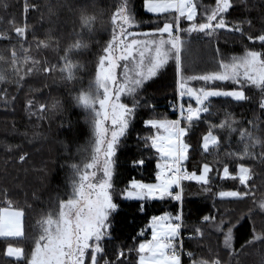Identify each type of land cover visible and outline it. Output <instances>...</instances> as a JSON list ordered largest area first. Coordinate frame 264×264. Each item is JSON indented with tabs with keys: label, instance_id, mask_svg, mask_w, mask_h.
<instances>
[{
	"label": "snow or ice",
	"instance_id": "1",
	"mask_svg": "<svg viewBox=\"0 0 264 264\" xmlns=\"http://www.w3.org/2000/svg\"><path fill=\"white\" fill-rule=\"evenodd\" d=\"M10 6L9 0H0L3 10L7 11ZM142 6L153 18L147 21L138 19L135 0H119L114 12L98 8L95 0H82L76 9L80 31L73 30L71 42L64 48L60 47L59 39L53 38V29H49V34L40 39L35 30L29 27L27 13L35 9L36 5H29L28 0L23 6V26H18L12 19L8 21L7 28L0 29V41L11 44L15 36L19 44V48L13 45L5 50L9 55L0 54V84L15 83L19 89L26 77H41L45 80L53 77L55 83L58 74L60 83L73 87L75 95H72V100L85 110L84 122L91 129L90 139L78 149V153L84 154L81 162L69 166L70 191L66 198L57 196L55 202L50 201V204L58 205L55 215L51 211L41 214L37 221L40 231L34 238V248L25 264H131L132 253L138 257L137 264H183L185 256L190 264H223V258L212 248L207 250V259H197L202 253L185 250L182 211L174 217L168 214L152 216L150 241L131 247L126 244L113 245V249L108 250L107 244L112 240V216L119 209L113 195L118 177V153L139 113L144 109L155 111L149 93L153 90L154 99L155 93L167 86L163 83V77L171 62L179 100L171 107L179 113V118H147L142 121L144 127L155 129L156 133L137 137L145 149H155L160 154L163 163L156 165L157 182L146 183L130 178L127 186L117 195L128 200L163 201L170 198L182 202L183 181H196L205 186V192L212 191L210 174L214 169L209 163H202L199 174L187 171L184 166L193 148L188 141L194 127L201 121L202 114H216L213 112V98L237 104L248 103L252 100L248 92L256 89L260 96L258 108L264 111V50L246 48L241 56L224 58L219 47L221 34L227 33L239 35L253 43L258 42L264 49V0H215L214 6H204L202 12H199L196 0H143ZM198 12L201 22H197ZM3 19L0 17V23ZM181 19L189 22L187 28L180 26ZM146 24L150 27L143 30ZM257 24L260 28L255 34H250ZM97 32L107 33V36L103 43L98 39L94 41L99 48L92 53V41ZM181 33L188 36L196 33L209 43L215 42L214 51L221 56L217 60L218 70L188 74L189 70L182 59L186 41ZM30 34L37 53L52 50L64 54L57 57L56 63L44 57L36 58L24 47ZM85 53L94 56L91 61L94 73L86 85L83 84V77L77 76L78 72H86V65L74 60V56ZM194 81L212 86H190V82ZM217 82L230 86L220 87ZM77 84L81 87L77 88ZM186 96L195 101V107L191 103L185 107L183 100ZM0 100L8 104L9 100L15 101L16 97H9L5 88L0 89ZM61 107L59 99H55L51 105L46 102L37 105L32 100L25 104L28 115L38 120H43L48 110L55 112ZM237 123L232 113L227 111L219 123L207 121L208 130L202 136L200 147L204 152L210 148L218 152L222 141L216 132L225 133L227 141H230L231 135L237 132L234 126ZM248 123L252 130L243 128L239 132L240 150L225 153L237 161L236 168L230 171L227 163L222 167V178L238 180L245 190L219 191L221 200H243L254 195L249 185L250 182L255 184V172L245 161L259 160L264 163V136L257 134L259 122L256 119ZM161 129L165 133L163 136L159 134ZM15 147L19 146L7 145L6 149L12 151ZM257 147L261 149L259 152L255 151ZM27 158L28 154L23 153L19 161L24 162ZM132 164L134 167L143 166L145 160H134ZM7 204V207L0 208V237L23 238L25 212L22 208L10 210V199ZM257 209L264 217V199L259 201L256 208L249 209V219L257 214ZM242 219L239 217L225 232L223 220L217 222L215 216L203 215L204 227L194 226L188 233V239L198 244L205 237V227H211L223 234V250L230 255L235 254L236 237L233 229L237 225V231L244 227L240 223ZM258 245L264 247V230L257 232L254 225L251 238L246 239L241 247L255 249ZM6 255L17 261L25 260V252L21 247L9 245ZM261 264H264V260Z\"/></svg>",
	"mask_w": 264,
	"mask_h": 264
},
{
	"label": "trees",
	"instance_id": "2",
	"mask_svg": "<svg viewBox=\"0 0 264 264\" xmlns=\"http://www.w3.org/2000/svg\"><path fill=\"white\" fill-rule=\"evenodd\" d=\"M25 0H9L10 7L7 11L0 8V17L3 22L0 23V29L7 28L8 21L14 19L18 26H23V6ZM98 8H103L106 12H114L115 6L119 0H95ZM199 12L203 11L204 6H214L215 0H196ZM29 5H36V8L27 13V23L29 27L35 30L36 36L44 39L49 34V29H53L52 36L59 39L60 47L64 48L71 42L73 30L80 31V22L76 9L82 3V0H28ZM143 0H135L137 9V18L145 21L153 18L152 14H148L143 9ZM197 17V22H201V16ZM107 18V17H106ZM189 22L181 19L180 26L187 28ZM99 28V24L96 26ZM150 25H145L143 30H147ZM260 28L257 24L252 33ZM186 41L185 51L182 53L183 63L188 74H203L218 70L217 60L221 58L214 49L215 42L209 43L202 36L193 33L188 36L181 33ZM107 33L97 32L92 41V53H95L99 45L94 41L100 40L104 42ZM87 39V35H86ZM15 45L19 48V44L13 36L12 43L0 41V54L9 55L6 49ZM31 45V47H30ZM24 47L29 49V53L36 58L44 57L52 63H56L57 57L64 53L52 50H44L39 53L35 50V45L31 34L28 41L24 43ZM219 47L224 58L233 55H243L245 49H261L258 42L253 43L239 35L222 33L219 41ZM20 55H23L20 53ZM94 56L85 53L81 56H74V60L86 65V72H78V77H83V84L86 85L94 73L91 61ZM21 67H23L21 65ZM54 78L49 77L43 79L41 77H26L23 85L17 89L15 83L0 84V89H7L9 97L15 96L16 100H9L5 104L0 100V208L7 207V201H12L13 208H22L25 212L23 224L25 235L23 238H4L0 237V264H25L27 258L30 257L34 248V238L39 234V226L37 221L41 218V214L51 211L55 215L58 205L50 204L55 202L57 196L61 199L66 198L70 191L68 177L70 176V165L72 163H80L83 153H78V149L86 144L90 139V126L84 122L85 110L75 105L72 95L75 91L71 85L65 86L59 82V76L56 74ZM163 83L167 86L160 92L155 93L152 99L150 90L149 99L155 104V111L148 112L147 109L142 110L131 130L125 143L121 145L118 153V177L115 181L114 201L119 205L118 211L112 216V240L108 242L109 251L113 249V245L126 244L129 247L137 245L145 239L151 237V217L159 216L164 213H170L173 216L181 211L184 217V232L189 233L194 226L204 227L202 224L203 215L215 216L217 222L224 221V231L235 223L239 217H243L240 221L244 225L242 229L237 231L233 229L236 237L234 247L235 254L230 255L223 250V234L215 232L214 228L205 227V237L199 243L185 240L184 247L188 251L194 253H202L196 258H208V248H212L223 258V264H261L264 260V247L257 246L255 249L245 247L242 249L246 239H250L253 226L257 232L264 230V217L257 214L249 219L247 213L249 209L256 208L261 199H264V163L259 160L245 161L250 164L255 172V184L250 182L254 195L245 197L243 200H221L218 196L219 191L240 190L244 191V186L239 184L238 180L223 179L222 167L227 163L230 171L236 168L237 161L225 155L228 151L240 150L242 147L239 132L243 128L252 130L248 121L256 119L259 122L258 135L264 136V111L259 110L258 101L260 99L259 92L256 89L248 92L252 97L251 102L237 104L226 101L221 98H213V116L202 114L201 121L194 127L190 134V142L193 146L189 152V159L184 162L187 171H196L202 163H209L214 171L210 174L211 192H205L203 185L196 181H183V201L182 204L174 199L166 198L160 200H128L121 195H117L123 188L127 186L130 178L140 179L143 181L155 180L157 172V163L159 155L155 149H145L142 142L138 140L139 136L153 135L155 129L145 128L142 121L147 118H166L177 119V112L172 110L171 105L178 102L176 93V77L173 71V65L170 62L163 77ZM47 85V87H45ZM220 87H229L224 82H217ZM192 87H208L203 82H190ZM77 88L81 85L77 84ZM39 89V91H37ZM71 94V95H70ZM59 99L62 107L58 111L48 110L43 120H38L35 116L30 117L25 104L28 100L34 101L37 105L40 102H46L49 105ZM185 105L192 103L187 96L184 97ZM35 111V109H33ZM225 111L232 113L234 119L238 122L234 125L237 132L231 135V140L227 141L226 134L217 131L220 135L222 145L217 152L210 148L208 152H204L200 147L202 136L208 130L207 121L219 123L224 118ZM70 129V130H69ZM39 133V135H37ZM7 145H18L12 151L6 149ZM67 145V148H65ZM261 149L257 147L255 151ZM23 153L28 154V158L24 162L19 161V156ZM144 159L143 166L134 167V160ZM255 201V203H254ZM143 205V211L141 206ZM143 232L141 236L140 233ZM9 245L18 246L24 249L25 260L17 261L13 257L6 255ZM137 255L132 253L131 264H137ZM183 264H190L189 259L183 257Z\"/></svg>",
	"mask_w": 264,
	"mask_h": 264
},
{
	"label": "rangeland",
	"instance_id": "3",
	"mask_svg": "<svg viewBox=\"0 0 264 264\" xmlns=\"http://www.w3.org/2000/svg\"><path fill=\"white\" fill-rule=\"evenodd\" d=\"M238 56H241V55H238ZM192 104V103H191ZM188 105V104H187ZM187 105H185V107H187ZM193 107H195L194 105H192ZM169 120H173V119H169ZM156 133V130H155V132H154V134ZM159 134L161 135V136H163V135H165V133L163 132V130L161 129L160 130V132H159ZM159 155V161H158V163H163V161H162V159H161V157H160V154H158ZM157 171H158V169H157ZM97 179H99V174H98V176H97ZM140 180V179H139ZM144 182H146V183H155V182H157L156 181V179L155 180H153V181H144ZM180 203V205L182 204V202H179ZM15 209H17V208H13V207H11V209L10 210H15ZM165 214H168V215H170V216H172V217H174L172 214H170V213H164V214H161V215H159V216H162V215H165ZM24 219V218H23ZM162 223V225L164 224V222H161ZM151 225V224H150ZM5 238V237H4ZM152 239V228H151V237L149 238V239H145V240H143L142 242H146V241H150ZM13 247H18V246H14V245H12Z\"/></svg>",
	"mask_w": 264,
	"mask_h": 264
},
{
	"label": "built area",
	"instance_id": "4",
	"mask_svg": "<svg viewBox=\"0 0 264 264\" xmlns=\"http://www.w3.org/2000/svg\"><path fill=\"white\" fill-rule=\"evenodd\" d=\"M178 102H179V100H178ZM177 102V103H178ZM177 115H178V118H179V113L177 112ZM177 118V119H178ZM182 239H183V243L185 242V240H187L188 239V234L187 233H183V235H182ZM185 250H186V248H185ZM186 251H188V250H186Z\"/></svg>",
	"mask_w": 264,
	"mask_h": 264
}]
</instances>
